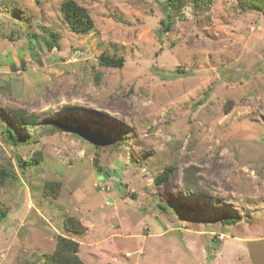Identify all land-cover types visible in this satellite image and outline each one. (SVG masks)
<instances>
[{
    "label": "rangeland",
    "instance_id": "rangeland-1",
    "mask_svg": "<svg viewBox=\"0 0 264 264\" xmlns=\"http://www.w3.org/2000/svg\"><path fill=\"white\" fill-rule=\"evenodd\" d=\"M63 1L0 0V264H53L59 236L84 264H264V11L73 0L75 34Z\"/></svg>",
    "mask_w": 264,
    "mask_h": 264
},
{
    "label": "trees",
    "instance_id": "trees-1",
    "mask_svg": "<svg viewBox=\"0 0 264 264\" xmlns=\"http://www.w3.org/2000/svg\"><path fill=\"white\" fill-rule=\"evenodd\" d=\"M168 7L175 11L179 10L181 8V1L182 0H166ZM202 0H189V3L192 5V7H196L198 4H201ZM247 6L251 9H256L259 11H264V0H246ZM60 12L62 15V19L64 23L68 26L70 31L75 34H87L93 27V22L87 13V11L79 6L75 1L73 0H64L60 5ZM50 36L53 38V35L50 33ZM52 47V44L48 45V48L50 49ZM99 62L102 66L105 67H113V68H119L123 65V59L121 58H110L101 56L99 58ZM14 115V119L17 121V124L19 125H26L30 118L26 117L25 115L21 114L20 112L17 113H11ZM54 129H60L61 131H68L73 130L82 137H87L91 134V131L85 127H82L81 125L74 123L70 120H63V121H55L53 122ZM6 132L8 134V139L12 141L17 140H25L24 138H20L17 136L11 129L6 127ZM93 134L96 135L95 132ZM97 137V136H95ZM105 139L108 140L107 137ZM193 170V171H192ZM197 169L192 168L191 170L187 169L183 173V186L185 187V191H189L190 189L195 190L197 193H200L201 190L197 187V179L194 177V172ZM173 171V167H167L165 168L160 174H158L155 177L156 183H163L171 174ZM1 178L4 176V172H0ZM51 188V185L48 186ZM5 214H1V219L5 218ZM231 222L228 219H223L222 223H229ZM63 229L70 233L75 235H80L85 231V228L80 224L79 221L74 220L73 218H67L63 221ZM78 253V243L74 242L73 240L59 236L56 238V244L53 254L51 255V259L53 264H84L77 256Z\"/></svg>",
    "mask_w": 264,
    "mask_h": 264
},
{
    "label": "water",
    "instance_id": "water-1",
    "mask_svg": "<svg viewBox=\"0 0 264 264\" xmlns=\"http://www.w3.org/2000/svg\"><path fill=\"white\" fill-rule=\"evenodd\" d=\"M214 245V244H213Z\"/></svg>",
    "mask_w": 264,
    "mask_h": 264
}]
</instances>
